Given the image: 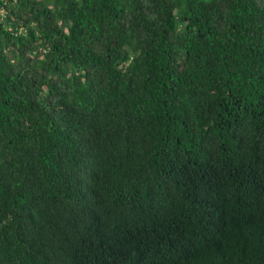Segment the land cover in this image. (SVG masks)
<instances>
[{
  "label": "trees",
  "instance_id": "16d2710c",
  "mask_svg": "<svg viewBox=\"0 0 264 264\" xmlns=\"http://www.w3.org/2000/svg\"><path fill=\"white\" fill-rule=\"evenodd\" d=\"M5 7L0 264H264V0Z\"/></svg>",
  "mask_w": 264,
  "mask_h": 264
},
{
  "label": "built area",
  "instance_id": "2783aa9c",
  "mask_svg": "<svg viewBox=\"0 0 264 264\" xmlns=\"http://www.w3.org/2000/svg\"><path fill=\"white\" fill-rule=\"evenodd\" d=\"M13 0H0V14L3 15L6 12V3Z\"/></svg>",
  "mask_w": 264,
  "mask_h": 264
}]
</instances>
